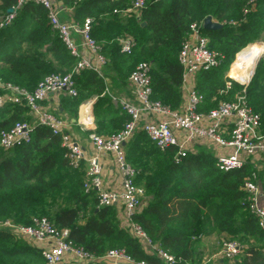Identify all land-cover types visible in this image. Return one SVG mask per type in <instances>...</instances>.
Here are the masks:
<instances>
[{
    "label": "trees",
    "instance_id": "1",
    "mask_svg": "<svg viewBox=\"0 0 264 264\" xmlns=\"http://www.w3.org/2000/svg\"><path fill=\"white\" fill-rule=\"evenodd\" d=\"M61 2L73 8L75 23L93 19L91 35L107 59L102 75L83 70L75 76L77 96H66L65 112L76 117L83 102L96 98L95 120L99 131L107 134L120 130L128 116L106 94L104 77L124 83L142 61L150 65L152 98L173 109L180 107L182 68L177 56L192 23L211 16L223 25L216 31L202 29L209 48L226 57L219 67L196 76L202 111L234 99L240 86L232 83L225 91V73L233 56L238 52L237 59L246 46L264 42V0H257L252 7L248 0H144L145 8L139 15L122 14L131 0ZM16 5L17 0H0V16ZM125 35L136 42L130 55L119 51L118 38ZM76 61L51 28L47 10L41 5L23 4L12 22L0 28L2 85L32 91L45 76L69 72ZM222 90L225 93L220 94ZM246 97L253 111L261 115L264 128V54ZM28 112L25 104L0 108V133L16 122H28ZM111 115L114 117L108 118ZM65 154L60 139L39 124L34 126L29 143L10 150L0 147V221L27 226L33 217H46L56 228L67 229L75 245L96 257L121 248L136 262L163 264L147 255L142 244L120 226L113 206L97 208L95 191L85 193L82 188L85 166L71 168ZM125 154L138 171L135 183L145 192L146 205L135 219L152 240L175 256V264H201V239L214 234H226L243 246L233 264H264V230L248 211V196L242 189L245 180L255 175L264 191V162L260 170L248 159L242 167L222 172L203 149L176 165L172 152L159 151L143 131L128 141ZM36 259L45 264L41 253L25 240L0 229V264H33ZM216 264L230 263L220 260Z\"/></svg>",
    "mask_w": 264,
    "mask_h": 264
},
{
    "label": "built area",
    "instance_id": "2",
    "mask_svg": "<svg viewBox=\"0 0 264 264\" xmlns=\"http://www.w3.org/2000/svg\"><path fill=\"white\" fill-rule=\"evenodd\" d=\"M27 2L41 5L47 10L51 28L77 61L65 74L52 73L45 76L32 91L10 84H0V89L3 90V93L0 92V108L7 104H25L29 114L38 124L50 129L52 134L60 139L70 167L78 169L85 166L82 188L85 193L95 191L97 208L117 207L121 214V227L142 244L147 255L156 257L163 264H175V256L159 242L152 240L135 219L144 204L145 192L135 183L138 171L126 160L124 147L135 133L141 130L159 151H171L172 161L178 165L186 157L195 154L197 147L211 146L215 149V166L222 172L238 169L248 159L253 160L264 155L261 115L253 111L246 97L252 75L248 82L241 83L243 87L235 94L234 99L219 101L216 107L208 111L200 110L202 96L196 90V76L201 71L219 67L224 56L209 48V39L202 31L203 21L194 22L190 25L177 56L182 68L180 107L173 109L152 98L150 65L142 61L128 77L133 87V98L114 97L115 102L128 116L127 121L116 132L106 135L89 134L90 145L86 148L70 133L62 119L45 111L40 103L50 95L76 97L75 76L83 70H93L100 74L101 68L107 63L101 45L91 35L93 19L85 18L80 24L67 23L60 20L52 0H17L12 13L0 16V28L9 25L15 17L16 9ZM256 2L257 0H248V5L252 7ZM144 8V0H131V5L124 9L122 14L139 15ZM244 13L246 14L247 10ZM75 37L80 39L81 46L86 50L85 54L80 53ZM118 42L119 51L123 55H130L136 44L128 35L118 38ZM225 78L227 91L232 88L233 78L229 75ZM225 91L219 93L223 94ZM33 128L28 122H16L9 130L1 131L0 147L10 150L29 143ZM102 154H110L114 158L120 177L118 189H110L104 183ZM255 177L253 175L245 180L242 189L248 196V211L257 219L259 228L264 230V205L259 203L262 201L264 204V191ZM0 229H7L25 241L43 244L40 253L45 264H62L68 259L73 260L75 264H92L101 259L87 252L82 246L75 245L69 239L67 229L56 228L46 217H33L31 224L27 226L15 224L10 220L0 221ZM242 249L243 246L238 241L224 240L216 255L218 259L233 264ZM103 258L115 262L149 264L146 261H134L121 248L107 251Z\"/></svg>",
    "mask_w": 264,
    "mask_h": 264
},
{
    "label": "crops",
    "instance_id": "3",
    "mask_svg": "<svg viewBox=\"0 0 264 264\" xmlns=\"http://www.w3.org/2000/svg\"><path fill=\"white\" fill-rule=\"evenodd\" d=\"M54 2L55 8L59 12V18L63 22L71 23L75 22L74 20V11L73 8L65 6L61 0H52ZM214 21V20H213ZM120 38V37H119ZM76 39V44L78 45L80 53L83 55L86 53L85 48L81 46L80 39L75 37ZM107 65V63L101 68L100 74L103 72L104 67ZM232 69V68H231ZM102 75V74H101ZM106 84L108 86V89L106 91V94L112 98V101H116L114 97L117 98H122V99H132L133 98V87L130 84L128 80V76L126 77L125 82H121L120 80L113 78V77H104ZM243 82V81H242ZM67 98L63 94H57V95H50L48 98H46L44 101L40 103V106L47 111L48 113L52 114L53 116L62 119L66 123V127L70 131V133L74 136L77 137V139L80 141V143L88 148L90 143L88 141V135L91 133H96V134H107L105 132H102L101 130L99 131V128L97 126L95 116H94V111H93V104L96 100V98H93L91 100L83 102L77 110V116L72 117L70 114L65 112V109L67 108L64 106V101H66ZM116 103V102H115ZM182 103V101H181ZM90 111V116H91V122L90 123H85L82 117V113L85 110ZM28 116L30 120L28 121L29 124H32L35 126L38 124L37 120L31 116L28 112ZM141 131V130H138ZM262 133H264V128L261 127ZM126 147V145H125ZM124 147V150H125ZM206 150L208 151L213 158L215 159V149L214 147L211 146H200L197 147V150L195 154L198 152V150ZM194 155V154H192ZM101 161L103 162L104 165V170H103V176H104V183L105 185L110 188V189H118L120 185V177L116 169V164L114 162V158L110 154H102L101 155ZM254 162V165L256 166L257 170H260L263 166L264 162V155H261L257 157L256 159L252 160ZM262 206L264 205L262 201L259 202ZM146 202L144 200V204L142 205V208L145 207ZM117 213V219L120 223V210L117 207H114ZM142 210V209H141ZM121 226V223H120ZM128 233V232H127ZM129 234V233H128ZM130 235V234H129ZM131 236V235H130ZM226 234H220V235H212L210 237H204L201 239L200 242V251L202 253V261L201 264H216L220 259H218L216 253L218 252L221 243L226 240ZM30 246L35 248L39 253L41 251V248L44 247L43 244L41 243H33V242H28L26 241ZM216 242V248L212 245L210 246V243ZM205 249L209 253V255H203ZM263 250V249H262ZM211 254V255H210ZM62 264H75L73 260L68 259L64 261ZM92 264H131L127 262H115V261H110L104 258H101L100 260L96 261L95 263Z\"/></svg>",
    "mask_w": 264,
    "mask_h": 264
},
{
    "label": "bare ground",
    "instance_id": "4",
    "mask_svg": "<svg viewBox=\"0 0 264 264\" xmlns=\"http://www.w3.org/2000/svg\"><path fill=\"white\" fill-rule=\"evenodd\" d=\"M252 45H261V44L260 43L250 44L246 48L251 47ZM263 50H264V47L262 45H261V47L258 46L256 48V51L249 57L248 60L243 61V62H239L235 66L232 67V69H231L232 71L230 70L229 76L232 78H235L237 76L239 79L243 80V83L248 82V80L250 79V77L253 73L256 62L258 61V58H259L260 54L263 52ZM246 76H247V78H246ZM82 117H83L82 121H84L85 123L91 122L90 111H88L87 109L82 113Z\"/></svg>",
    "mask_w": 264,
    "mask_h": 264
},
{
    "label": "rangeland",
    "instance_id": "5",
    "mask_svg": "<svg viewBox=\"0 0 264 264\" xmlns=\"http://www.w3.org/2000/svg\"><path fill=\"white\" fill-rule=\"evenodd\" d=\"M258 43H260L263 47H264V42H258ZM258 43H254V44H258ZM261 45H252L253 46V49L252 50H249L251 47H248V48H246L244 51H243V53L241 54V56L239 55L238 57H237V59H236V56H235V59H234V56H233V58H232V60L234 59V62H235V64L233 65V63H232V61H231V63L229 64V66H228V68H227V70H226V73H225V77L226 76H228L229 75V72H230V70H231V68L233 67V66H235L237 63H239V62H243V61H246V60H248L249 59V57L256 51V48L259 46V47H261ZM249 46V45H248ZM246 50H249L248 52H246L245 53V51ZM239 58H240V60H239ZM224 59H226V57L224 56ZM224 61V60H223ZM222 64V63H221ZM231 65V66H230ZM233 65V66H232ZM232 71V70H231ZM232 74V73H231ZM234 75V74H233ZM252 77H253V75H252ZM246 78H247V76H246ZM225 79H227V78H225ZM235 79V80H234ZM234 79H232L233 81H232V83H236L238 86H240V88H242L243 86H242V79H239L237 76L234 78ZM252 79V78H251ZM241 80V81H240ZM245 80V79H244ZM110 117H114V115H111V116H109L108 118H110ZM153 173H155V172H153ZM158 174H159V171H158V173H156V175L158 176ZM164 176V175H163ZM165 177V176H164ZM140 188H143L141 185H138ZM226 240H230V237L228 236V235H226V238H225ZM214 246L215 248H216V245H217V243L216 242H212V244L210 243V246ZM203 255L205 256H207V255H209V253L207 252V250L205 249V251H204V253H203ZM211 255V254H210ZM203 257V256H202ZM26 263V261H24L22 264H25ZM30 264V263H29ZM33 264H41L40 262H39V260H34V262H33Z\"/></svg>",
    "mask_w": 264,
    "mask_h": 264
},
{
    "label": "water",
    "instance_id": "6",
    "mask_svg": "<svg viewBox=\"0 0 264 264\" xmlns=\"http://www.w3.org/2000/svg\"><path fill=\"white\" fill-rule=\"evenodd\" d=\"M13 12V9H9L8 10V14L12 13ZM222 24L221 23H218L216 21H213L212 17L211 16H207L204 20H203V23H202V28L205 30V31H216L220 28H222ZM264 54V50L263 52L260 54L259 58H258V61L256 62V65L254 67V70H253V73L252 75H254V72L256 70V67L262 57V55Z\"/></svg>",
    "mask_w": 264,
    "mask_h": 264
}]
</instances>
